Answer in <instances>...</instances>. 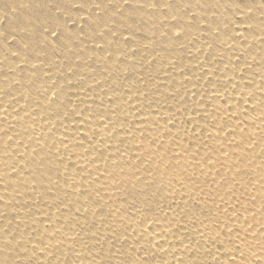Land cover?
Listing matches in <instances>:
<instances>
[{
	"label": "rangeland",
	"instance_id": "obj_1",
	"mask_svg": "<svg viewBox=\"0 0 264 264\" xmlns=\"http://www.w3.org/2000/svg\"><path fill=\"white\" fill-rule=\"evenodd\" d=\"M263 120L264 0H0V264H264Z\"/></svg>",
	"mask_w": 264,
	"mask_h": 264
},
{
	"label": "bare ground",
	"instance_id": "obj_2",
	"mask_svg": "<svg viewBox=\"0 0 264 264\" xmlns=\"http://www.w3.org/2000/svg\"><path fill=\"white\" fill-rule=\"evenodd\" d=\"M262 92V91H261ZM252 97V96H251ZM245 99V98H244ZM251 99H253V97L251 98ZM250 99V100H251ZM246 101H247V98H246ZM247 102H250V101H247ZM253 104V103H252ZM251 106V105H250ZM253 106V105H252ZM246 107V106H245ZM247 108H249V106L247 107ZM254 107H252V109H253ZM227 110V109H226ZM229 110H230V108H229ZM248 110V109H247ZM170 120V119H169ZM257 121H259V120H257ZM264 121V120H263ZM255 123L253 122V124L252 125H254ZM248 126V125H247ZM36 131H38V129H35V133H36ZM166 137V136H165ZM164 137V138H165ZM212 138V137H211ZM166 139H167V137H166ZM165 139V140H166ZM157 141V140H156ZM176 152V151H175ZM173 157V156H172ZM176 157V156H175ZM176 160V159H175ZM209 173V172H208ZM74 180H76V182H77V175H74ZM175 181V180H174ZM262 181H264V180H262ZM165 183V182H164ZM180 183H182V182H180ZM73 184H75V183H73ZM175 184V183H174ZM188 184V183H187ZM180 185V184H179ZM179 185H178V183L176 184V186H178L179 187ZM74 186V185H73ZM139 188H143L145 185H144V182H139V184L137 185ZM171 188V187H170ZM173 188V187H172ZM184 190H186V188L184 189ZM177 193V192H176ZM175 195V194H174ZM170 196V195H169ZM174 198H176V197H174ZM197 199V198H196ZM177 201V200H176ZM181 201V200H180ZM175 202V201H174ZM236 205V204H235ZM229 206V205H228ZM229 209H227V211H228ZM232 210V209H231ZM250 210V209H249ZM246 211V210H245ZM229 215V214H228ZM238 215V214H237ZM261 217V216H260ZM239 218V217H238ZM240 219H241V217H240ZM245 219V218H244ZM235 220V219H234ZM233 220V221H234ZM234 223V222H233ZM240 223V222H239ZM242 223V222H241ZM162 224V223H161ZM165 226V225H164ZM167 227V226H166ZM166 227H161V226H158L157 224L156 225H154V228L155 229H157V233H155L154 234V236H153V241H155V242H161V243H163L162 242V240H164L165 238H166V234H168L167 233V228ZM235 228V232L236 231H239V229H240V226H238V225H233L232 226V228ZM146 229V228H145ZM163 230H166V232L164 233V231ZM143 233H145L146 231H142ZM231 232V231H230ZM233 233V232H232ZM248 234V233H247ZM169 236V235H168ZM167 236V237H168ZM233 236V235H232ZM200 238H201V236H200ZM237 238H239V236H237ZM251 238V237H250ZM243 239V238H242ZM169 240H170V236H169ZM250 240V239H249ZM259 241V240H258ZM170 242V241H169ZM202 242V241H201ZM237 242V241H236ZM165 243V242H164ZM205 243V242H204ZM172 244V242L170 243V245ZM178 244V243H177ZM157 245H158V243H157ZM204 245V244H203ZM160 246V245H159ZM168 246V245H167ZM238 247V246H237ZM236 248V247H235ZM237 251V250H236ZM235 251V252H236ZM167 252V251H166ZM178 252V251H177ZM183 252H180V253H178V255H180V254H182ZM239 253V252H238ZM237 252H236V254H238ZM233 255V258H235L234 259V261L236 262V263H238L239 261H240V258H239V256H237V255ZM177 255V254H176ZM239 255V254H238ZM174 256V255H173ZM181 256V255H180ZM219 257V256H218ZM182 258V257H181ZM217 258V257H216ZM242 259V258H241ZM244 260V259H243ZM179 261V260H178ZM257 261V263H258V260H256ZM258 264H260V263H258Z\"/></svg>",
	"mask_w": 264,
	"mask_h": 264
}]
</instances>
